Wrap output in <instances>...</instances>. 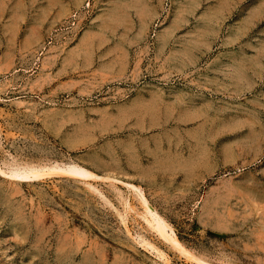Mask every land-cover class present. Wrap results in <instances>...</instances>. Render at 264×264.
Instances as JSON below:
<instances>
[{"label":"rangeland","instance_id":"1","mask_svg":"<svg viewBox=\"0 0 264 264\" xmlns=\"http://www.w3.org/2000/svg\"><path fill=\"white\" fill-rule=\"evenodd\" d=\"M0 264H264V0H0Z\"/></svg>","mask_w":264,"mask_h":264},{"label":"bare ground","instance_id":"2","mask_svg":"<svg viewBox=\"0 0 264 264\" xmlns=\"http://www.w3.org/2000/svg\"><path fill=\"white\" fill-rule=\"evenodd\" d=\"M56 166H58V167H56ZM56 166H52L51 165L50 167H46V166L36 167V166L26 165V166H23V168H21V169H23V171L22 172L20 171L19 174H17V175H21L22 178H23V176L24 177H28V176L30 177L31 175H32V177L33 176L34 177H41V176L49 175L50 173L52 174L53 172H57V173H64V174H67V175H70V176H80V175H83V176L95 175L96 176V174L92 170L88 169L87 167H85L84 165L80 164L79 162H75V163L72 162L71 164L68 163V168L69 169H67V167H66V169L65 168H61V167H59V165H56ZM147 209L150 212L151 208L149 209V207H148ZM154 220H155L154 222L157 224L156 227H157L158 231H160V233H163V229H164L165 225H163V223L160 220V218H157L156 216H155ZM173 242H174V244H178V245L181 244L176 237H173Z\"/></svg>","mask_w":264,"mask_h":264}]
</instances>
